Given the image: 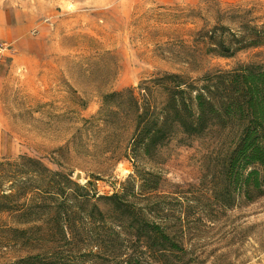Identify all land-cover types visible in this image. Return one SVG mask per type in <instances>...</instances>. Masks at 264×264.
Masks as SVG:
<instances>
[{
    "label": "trees",
    "instance_id": "16d2710c",
    "mask_svg": "<svg viewBox=\"0 0 264 264\" xmlns=\"http://www.w3.org/2000/svg\"><path fill=\"white\" fill-rule=\"evenodd\" d=\"M234 24V32L220 22L199 32L203 52L264 48V23L234 9ZM84 121L100 126L104 146L113 157L119 148L116 158L129 159L132 173L119 191L97 195L40 159L0 161V187L8 184L0 214L12 221L0 229L36 250L16 264H189L188 233L198 223L264 195V62L195 78L158 73L104 93L97 115ZM205 138L214 146L200 186L162 192L163 147Z\"/></svg>",
    "mask_w": 264,
    "mask_h": 264
},
{
    "label": "rangeland",
    "instance_id": "374dc122",
    "mask_svg": "<svg viewBox=\"0 0 264 264\" xmlns=\"http://www.w3.org/2000/svg\"><path fill=\"white\" fill-rule=\"evenodd\" d=\"M234 9L256 25L264 23V0H95L89 8L62 9L45 48L39 49L41 59L30 64V71L8 72L1 83L0 161L30 156L97 195L119 191L132 164L116 158L119 148L113 157L102 143L100 126L84 120L97 115L104 93L136 88L158 73L195 78L204 71L264 62L263 47L231 57L203 52L199 32L216 22L234 32ZM13 53L10 43L0 41V57ZM212 140L163 147L157 166L162 192L200 186L213 155ZM7 189L3 184L0 192ZM11 223L0 214V226ZM197 225L188 233L194 250L189 264H264V195ZM1 230L0 264H16L35 253L20 236Z\"/></svg>",
    "mask_w": 264,
    "mask_h": 264
},
{
    "label": "crops",
    "instance_id": "0c3cea01",
    "mask_svg": "<svg viewBox=\"0 0 264 264\" xmlns=\"http://www.w3.org/2000/svg\"><path fill=\"white\" fill-rule=\"evenodd\" d=\"M94 1L0 0V41L10 43L14 49L10 57H0V86L8 72L30 71V64L41 59L39 49L45 48V39L63 15L62 9L89 8Z\"/></svg>",
    "mask_w": 264,
    "mask_h": 264
},
{
    "label": "built area",
    "instance_id": "2783aa9c",
    "mask_svg": "<svg viewBox=\"0 0 264 264\" xmlns=\"http://www.w3.org/2000/svg\"><path fill=\"white\" fill-rule=\"evenodd\" d=\"M6 45H7V44H4V43L2 44L3 47L6 46ZM5 48H7V46H6Z\"/></svg>",
    "mask_w": 264,
    "mask_h": 264
},
{
    "label": "water",
    "instance_id": "95a60500",
    "mask_svg": "<svg viewBox=\"0 0 264 264\" xmlns=\"http://www.w3.org/2000/svg\"><path fill=\"white\" fill-rule=\"evenodd\" d=\"M76 178L78 179V175L76 176Z\"/></svg>",
    "mask_w": 264,
    "mask_h": 264
}]
</instances>
